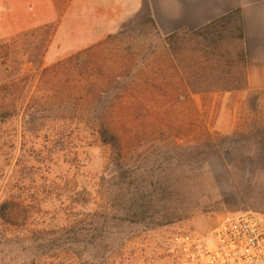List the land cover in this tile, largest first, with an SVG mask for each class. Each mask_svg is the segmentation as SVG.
<instances>
[{"label":"rangeland","instance_id":"374dc122","mask_svg":"<svg viewBox=\"0 0 264 264\" xmlns=\"http://www.w3.org/2000/svg\"><path fill=\"white\" fill-rule=\"evenodd\" d=\"M136 3L0 0V116H7L0 118V204L20 205L12 224L0 218V264H78L81 256L79 264H184L182 238L195 233L211 245L223 215L264 214V92L248 104L245 90L192 97L194 109L181 110L175 123L185 128L192 118L195 133L178 144L204 149L205 125L215 134L212 152L183 150L166 163L167 181L145 193L148 211L136 222L118 213L112 190L99 193L111 150L89 111L99 102L76 99L72 80L81 71L67 59L144 22ZM119 10L127 15L107 33ZM128 176L131 186L137 178ZM93 225L104 226L105 239L100 251L87 253L81 245L90 237L73 233Z\"/></svg>","mask_w":264,"mask_h":264},{"label":"trees","instance_id":"16d2710c","mask_svg":"<svg viewBox=\"0 0 264 264\" xmlns=\"http://www.w3.org/2000/svg\"><path fill=\"white\" fill-rule=\"evenodd\" d=\"M147 27L151 29L150 38L156 40L145 44V40L150 39L145 33ZM70 60H74L75 69L81 71L72 80L73 87L78 89L76 99L99 102L89 111L100 141L111 150L109 177L101 179L99 193L105 188L112 190L111 202L115 209L121 215H132L134 222L148 211L145 193H149L152 186L160 188L162 182L167 181L166 163L185 154L179 152L185 151L187 156L212 152L211 147H207L215 140V134L205 125L201 130L204 149L184 148L178 144L185 132L187 135L195 133L192 118L187 119L185 128L176 125L179 112L187 106L194 109V95L247 89L239 9L196 30H180L166 36L159 34L152 19H146L135 27L108 35L73 58L69 57L67 62ZM263 92H250L246 103ZM53 97L59 105V98ZM6 117L0 116L1 119ZM157 170L159 174H154ZM129 172L137 178L131 186L124 183ZM140 176L148 179L139 181ZM117 192L119 196L114 197ZM19 207L13 201L2 202L0 218L12 224ZM96 215L90 214V218ZM73 234L90 237V241L81 245L87 253L88 250L100 251L105 239L103 225H93L92 229L80 227ZM82 262L81 256L78 264Z\"/></svg>","mask_w":264,"mask_h":264},{"label":"crops","instance_id":"0c3cea01","mask_svg":"<svg viewBox=\"0 0 264 264\" xmlns=\"http://www.w3.org/2000/svg\"><path fill=\"white\" fill-rule=\"evenodd\" d=\"M135 12L152 19L160 35L196 30L220 16L239 9L246 58V92L264 89V0H136ZM107 33L121 23L127 10L114 11ZM108 22V21H106Z\"/></svg>","mask_w":264,"mask_h":264},{"label":"built area","instance_id":"2783aa9c","mask_svg":"<svg viewBox=\"0 0 264 264\" xmlns=\"http://www.w3.org/2000/svg\"><path fill=\"white\" fill-rule=\"evenodd\" d=\"M211 236V245L195 233L182 238L184 264H264L263 213L223 215Z\"/></svg>","mask_w":264,"mask_h":264}]
</instances>
